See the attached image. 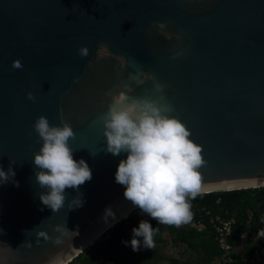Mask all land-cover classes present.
Returning a JSON list of instances; mask_svg holds the SVG:
<instances>
[{"label":"water","instance_id":"obj_1","mask_svg":"<svg viewBox=\"0 0 264 264\" xmlns=\"http://www.w3.org/2000/svg\"><path fill=\"white\" fill-rule=\"evenodd\" d=\"M138 72L143 83L130 79ZM117 89L128 103L171 107L202 147L205 194L264 188V0H0V166L14 161L18 182L0 185V264H70L139 210L115 182L127 153H108L96 122ZM61 114L92 180L80 187L83 207L68 210L77 193L67 189L53 213L39 198L32 160L42 142L32 125L41 115L59 125ZM109 206L115 218L105 221ZM66 221L78 236L54 231Z\"/></svg>","mask_w":264,"mask_h":264},{"label":"clouds","instance_id":"obj_2","mask_svg":"<svg viewBox=\"0 0 264 264\" xmlns=\"http://www.w3.org/2000/svg\"><path fill=\"white\" fill-rule=\"evenodd\" d=\"M153 23L161 32L167 27L163 22ZM78 52L81 57L89 55L88 47H80ZM179 55L181 53L177 52L172 58ZM22 67L21 61H13V69ZM140 75L146 74L138 72L130 75V79L143 83ZM149 78L154 80L153 76ZM164 88L165 85L159 82L154 84L157 93H162ZM107 95H111L112 103L96 122L103 125L106 151L113 156L127 153L115 173V182L125 189L124 198L158 224L179 227L189 223L192 220L189 201L208 191L200 172L207 164L202 147L190 139L191 132L181 120L168 114L171 107L162 108L158 100L143 97L128 103L129 97L123 89ZM27 98L33 102L36 100L31 92L27 93ZM32 127L37 134V143L42 142L32 160L35 181L45 190L39 194L42 204L53 213L58 212L65 207L66 190L72 189L77 195L67 201L68 210L83 207L86 201L80 187L92 180V171L84 159L77 161L73 158L74 149L69 142L75 140L76 134L71 124L62 114L59 125H50L47 117L41 115ZM14 164L10 161L7 171L0 166V185L11 181L18 186L14 180ZM108 217L115 218L110 206L103 214L105 221ZM66 223L56 226L54 231L60 236H78V230L69 231ZM156 231L158 229L153 228L149 221L141 220L138 228L132 229L131 241L124 243H130L133 251L140 250L141 246L152 249ZM60 242L58 237L55 243ZM22 246L31 247V243L26 242ZM50 264H62V261L57 258Z\"/></svg>","mask_w":264,"mask_h":264},{"label":"trees","instance_id":"obj_3","mask_svg":"<svg viewBox=\"0 0 264 264\" xmlns=\"http://www.w3.org/2000/svg\"><path fill=\"white\" fill-rule=\"evenodd\" d=\"M189 203L192 212V220L189 223L192 227L187 229L186 234L175 236L174 225H167L165 228L174 244H184L191 253L197 255L195 264L218 262L221 250L216 242L215 223H212L218 217L225 221H234L230 243L236 251L242 247L239 253L233 255L236 261L234 264H243L242 260L251 255L258 246H264V188L203 194ZM141 220L149 221L155 229L162 225L141 211L133 213L70 264H146L147 260L161 261L162 257L155 252L146 251L142 246L140 250L133 251L130 243H124L131 241L132 229L138 228ZM201 227L203 229L198 231ZM246 236L248 242L243 245ZM254 236L259 237L258 245L252 242ZM154 243L164 242L158 237L154 238ZM169 263L189 264L175 260H170Z\"/></svg>","mask_w":264,"mask_h":264},{"label":"rangeland","instance_id":"obj_4","mask_svg":"<svg viewBox=\"0 0 264 264\" xmlns=\"http://www.w3.org/2000/svg\"><path fill=\"white\" fill-rule=\"evenodd\" d=\"M140 210L134 212L138 213ZM167 225H160L158 227V231L155 232L154 238L161 239L164 243L163 244H156L155 247L152 249H147L142 246L143 249L146 251H151L157 253L160 257H162L161 261H150L147 260L146 264H170V260H175L179 263H189V264H195L198 260V257L195 253H191L186 245L181 244V243H173V240L171 241V236L169 235V232L167 231V228H165ZM192 225L190 223L183 224L179 227L174 226V232L175 236L177 235L178 237L185 235L187 229L191 228ZM203 229L198 228L197 230ZM161 234V235H160ZM101 240V239H100ZM248 242V237L246 236L243 239V245H247ZM252 242L255 245H258L259 243V237L254 236L252 238ZM242 250V247L237 251L238 253ZM213 264H219L217 262H214Z\"/></svg>","mask_w":264,"mask_h":264},{"label":"built area","instance_id":"obj_5","mask_svg":"<svg viewBox=\"0 0 264 264\" xmlns=\"http://www.w3.org/2000/svg\"><path fill=\"white\" fill-rule=\"evenodd\" d=\"M264 221V215H263ZM215 223L216 230V242L221 250V255L218 259L219 264H234L236 261L233 255L237 254V251L230 243V237L232 235V227L234 221H225L221 218H216L212 221ZM199 231V230H198ZM243 264H264V246H258L254 252L242 260Z\"/></svg>","mask_w":264,"mask_h":264},{"label":"bare ground","instance_id":"obj_6","mask_svg":"<svg viewBox=\"0 0 264 264\" xmlns=\"http://www.w3.org/2000/svg\"><path fill=\"white\" fill-rule=\"evenodd\" d=\"M221 189H222V188H221ZM128 216H129V215H128ZM128 216H127V217H128ZM125 217H126V215H123V216H122V219H124Z\"/></svg>","mask_w":264,"mask_h":264}]
</instances>
